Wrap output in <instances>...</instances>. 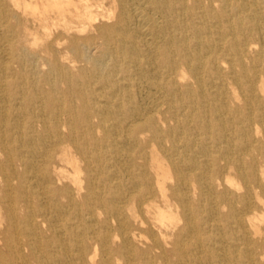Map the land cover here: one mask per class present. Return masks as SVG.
<instances>
[{"label": "bare ground", "instance_id": "obj_1", "mask_svg": "<svg viewBox=\"0 0 264 264\" xmlns=\"http://www.w3.org/2000/svg\"><path fill=\"white\" fill-rule=\"evenodd\" d=\"M0 264H264V0H0Z\"/></svg>", "mask_w": 264, "mask_h": 264}]
</instances>
